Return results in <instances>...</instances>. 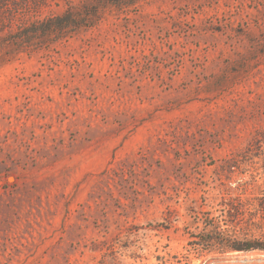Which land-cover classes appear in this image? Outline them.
<instances>
[{
    "label": "rangeland",
    "instance_id": "rangeland-1",
    "mask_svg": "<svg viewBox=\"0 0 264 264\" xmlns=\"http://www.w3.org/2000/svg\"><path fill=\"white\" fill-rule=\"evenodd\" d=\"M93 1L0 5V264H264L226 248L264 220L225 221L264 193V0H132L14 40Z\"/></svg>",
    "mask_w": 264,
    "mask_h": 264
},
{
    "label": "trees",
    "instance_id": "trees-1",
    "mask_svg": "<svg viewBox=\"0 0 264 264\" xmlns=\"http://www.w3.org/2000/svg\"><path fill=\"white\" fill-rule=\"evenodd\" d=\"M14 0H0V5H5ZM133 4L132 0H95L83 6L81 9L70 8L61 15L49 17L41 22L31 24L21 29L20 33L14 37V40L21 44V49H27L33 46L36 41L35 36L41 42L53 41L56 38L66 37L72 35L75 31L83 28L90 27L102 18L105 9L108 6L116 5L123 7L125 5ZM257 149H260L264 144V137L256 140ZM256 146V145H255ZM243 206L238 208L232 204L229 205L228 217L225 219L228 226L236 227L241 224L249 213L250 218L248 221H263L264 220V193L257 197H245ZM259 214V215H258ZM248 221V222H249ZM209 230L212 234L207 241L219 240L217 234L221 233V226L216 224L212 225ZM220 230V231H219ZM219 231V232H218ZM226 248L233 251H251L262 250L264 251V239L261 238H235L233 237Z\"/></svg>",
    "mask_w": 264,
    "mask_h": 264
}]
</instances>
